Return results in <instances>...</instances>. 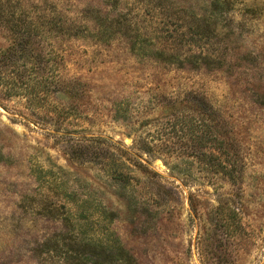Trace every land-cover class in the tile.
I'll return each mask as SVG.
<instances>
[{"label":"rangeland","instance_id":"374dc122","mask_svg":"<svg viewBox=\"0 0 264 264\" xmlns=\"http://www.w3.org/2000/svg\"><path fill=\"white\" fill-rule=\"evenodd\" d=\"M110 1L0 0V52L20 40L17 31L39 24L43 14L51 16L54 6L75 17L85 7L104 10ZM120 1L123 12L149 29L157 3ZM189 1L203 6L206 0ZM222 10L217 20L221 33L232 31L236 36L225 71L164 69L136 59L123 39L103 44L58 38L47 46L58 56L59 75L79 82L84 90L78 91L82 97L74 103H61L71 105L66 112L70 124L56 128L43 121L45 113L28 108L21 97H6L0 88V264L58 262L55 257L44 259L45 246H40L55 231L52 223L40 218L37 207L39 197L50 198L54 190V175L48 179L52 185L38 179L47 175L46 170L68 185L80 184L100 200L106 227L91 234L113 232L132 256L131 264H264V0H230ZM187 91L204 96L228 123L241 159L235 183L209 180L189 158L162 160L136 150L147 133L156 132L154 126H145L147 120L161 116L167 100L181 99ZM117 108L126 109V120L116 114ZM82 136L119 142L140 154L160 177L141 176L118 192L127 197L123 202L112 198L116 188L102 183L95 167L67 156L72 147L84 143ZM171 137L166 146L184 153L193 147L186 136ZM128 197L138 209H126Z\"/></svg>","mask_w":264,"mask_h":264},{"label":"trees","instance_id":"16d2710c","mask_svg":"<svg viewBox=\"0 0 264 264\" xmlns=\"http://www.w3.org/2000/svg\"><path fill=\"white\" fill-rule=\"evenodd\" d=\"M112 1L104 10L85 7L75 17L67 16L54 6L51 16L43 14L38 18L39 24L28 26L21 33L17 31L21 34L20 40L14 39L12 46L0 52V88L4 89V95L25 99L28 108L45 113L43 121L51 122L56 128L71 123L66 113L71 105L61 103H74L76 98L82 97L78 91L84 93V90L79 82L60 77L58 56L51 45L47 46L58 38H84L103 44L123 39L136 59L168 70L225 71L231 64L228 55L231 39L236 36L232 31L227 35L221 33L217 22L223 6L229 5L230 0H206L203 6H195V2L189 0L177 6L169 0H153L157 4L152 7L154 12L147 22L149 29L123 12L120 0ZM163 111L161 116L145 123L146 127L154 126L156 132L147 133L135 145L137 151L162 160L171 156L186 157L198 164L209 180L223 178L236 182L241 172L237 145L228 123L204 96L187 91L181 99L167 100ZM116 114L127 119L125 108H117ZM172 133L173 137L186 136L193 146L191 150L184 153L166 146ZM82 139L84 143H78L67 152L68 158L95 167L99 180L116 188L111 196L114 199L116 196L118 201L127 198L118 192L130 188L141 176L160 177L140 154L130 152L119 142L102 136H82ZM45 174L38 178L44 185H52L48 179L54 175V190L50 194L53 200L42 194L37 207L40 218L52 223L55 231L40 244L45 246L41 252L44 259L55 257L57 264H131L132 256L113 232L104 230L98 237L91 234L106 227L105 212L98 209L103 207L100 200L91 198V191L83 190L80 184L68 185L52 170H46ZM81 184L94 188L91 184ZM124 205L127 210L138 209L129 197ZM144 209L151 211L150 207Z\"/></svg>","mask_w":264,"mask_h":264}]
</instances>
